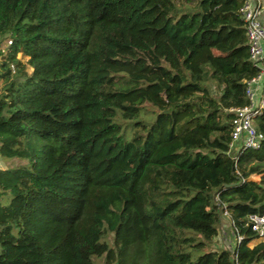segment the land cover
Returning a JSON list of instances; mask_svg holds the SVG:
<instances>
[{"label":"trees","instance_id":"1","mask_svg":"<svg viewBox=\"0 0 264 264\" xmlns=\"http://www.w3.org/2000/svg\"><path fill=\"white\" fill-rule=\"evenodd\" d=\"M178 1L0 0V264H264L246 0Z\"/></svg>","mask_w":264,"mask_h":264},{"label":"built area","instance_id":"2","mask_svg":"<svg viewBox=\"0 0 264 264\" xmlns=\"http://www.w3.org/2000/svg\"><path fill=\"white\" fill-rule=\"evenodd\" d=\"M242 17L246 23L249 38V56L252 64L259 70V74L247 81V97L249 105L243 108L231 109L234 114L232 121L233 131L231 134L230 148L237 155L247 149L257 150L262 146L264 135L259 133L255 119L264 114V2L263 0H246L241 9ZM219 202V197L216 198ZM224 215L230 217L225 209ZM252 230L264 241V215H252L249 218ZM233 225V223L231 222ZM237 235V234H236ZM242 237L237 235V241Z\"/></svg>","mask_w":264,"mask_h":264},{"label":"rangeland","instance_id":"3","mask_svg":"<svg viewBox=\"0 0 264 264\" xmlns=\"http://www.w3.org/2000/svg\"><path fill=\"white\" fill-rule=\"evenodd\" d=\"M199 0H193L192 5L186 3V0H179L178 4L182 9H193L194 5L197 4ZM264 2V0H263ZM9 38L4 37L0 38V43L3 44V48H6L10 45ZM20 58L23 59L25 63H27L28 59L20 56ZM29 72L32 70L29 68ZM3 84L0 83V89L2 88ZM147 110H151V108L147 105ZM29 160L26 159H19V158H2L0 156V169H13L20 166H27L29 165ZM252 180L260 181V176H253L251 177ZM11 198V197H10ZM10 198L5 199V204H8L10 202ZM227 225V226H226ZM225 226V227H224ZM237 243V235L235 234L230 217L223 215L222 216V226L220 230V234L218 237H216L213 242L209 245V248L211 250H218V249H228L233 250L235 245Z\"/></svg>","mask_w":264,"mask_h":264},{"label":"crops","instance_id":"4","mask_svg":"<svg viewBox=\"0 0 264 264\" xmlns=\"http://www.w3.org/2000/svg\"><path fill=\"white\" fill-rule=\"evenodd\" d=\"M263 19H264V14H263ZM227 226V225H226ZM225 227V226H224Z\"/></svg>","mask_w":264,"mask_h":264}]
</instances>
